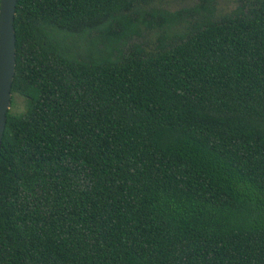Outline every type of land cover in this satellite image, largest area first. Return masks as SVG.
I'll return each mask as SVG.
<instances>
[{
	"label": "trees",
	"instance_id": "obj_1",
	"mask_svg": "<svg viewBox=\"0 0 264 264\" xmlns=\"http://www.w3.org/2000/svg\"><path fill=\"white\" fill-rule=\"evenodd\" d=\"M161 2L18 0L0 264H264V0Z\"/></svg>",
	"mask_w": 264,
	"mask_h": 264
},
{
	"label": "water",
	"instance_id": "obj_2",
	"mask_svg": "<svg viewBox=\"0 0 264 264\" xmlns=\"http://www.w3.org/2000/svg\"><path fill=\"white\" fill-rule=\"evenodd\" d=\"M17 2L18 0L0 1V154L16 73L17 44L14 21Z\"/></svg>",
	"mask_w": 264,
	"mask_h": 264
},
{
	"label": "rangeland",
	"instance_id": "obj_3",
	"mask_svg": "<svg viewBox=\"0 0 264 264\" xmlns=\"http://www.w3.org/2000/svg\"><path fill=\"white\" fill-rule=\"evenodd\" d=\"M200 0H162L161 5L168 10L175 11L181 8L185 7H192L195 4H197ZM242 3V0H216V7H217V14L222 15L225 13H229L234 11L238 8V6ZM185 27V24L181 26L175 27V30L177 32H181L183 28ZM146 31V28L142 26V31ZM95 34V31L90 32V37L86 34L85 37L81 40L82 43H86L90 40ZM162 30L160 28H157L155 30L147 31L144 35V37H136V42H142L147 41L151 45H154L156 43V39L161 36ZM26 105V98L19 94V93H13L12 95V102L10 106V111L15 114H21L23 110L25 109Z\"/></svg>",
	"mask_w": 264,
	"mask_h": 264
}]
</instances>
